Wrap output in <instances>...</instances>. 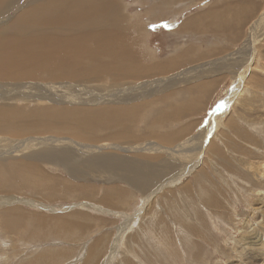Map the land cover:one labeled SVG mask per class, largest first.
Returning <instances> with one entry per match:
<instances>
[{
    "label": "rangeland",
    "instance_id": "rangeland-1",
    "mask_svg": "<svg viewBox=\"0 0 264 264\" xmlns=\"http://www.w3.org/2000/svg\"><path fill=\"white\" fill-rule=\"evenodd\" d=\"M20 1L26 9L45 0ZM187 1L119 0L127 21L118 38L131 43L127 34L132 16L131 23L146 24L139 31L144 32L141 39L148 54L138 60L137 64H144L140 71L130 77L124 73L115 81L128 83L134 78L140 84L145 82V89L133 90L140 96L137 102H144L132 116L122 117L124 123L97 127L96 138L87 131L96 140L91 147L93 153H80L71 149V144L65 147L70 158L82 162L101 163L105 156L112 155L121 163L153 164L159 172L157 179L150 181L151 186L143 192L121 180L113 178L111 182L109 175L98 172L83 179L73 178V168L60 157L67 153L62 154L60 149L55 150L54 158L39 155L41 160H31L30 151L38 148L27 149L30 156L18 152L0 157V179L21 161L38 163L50 176L48 180L31 178L33 182L23 188L20 178L15 180V188L6 179L1 182L0 264H264V22L260 20L264 19V0ZM236 4H251L247 6L251 13L246 23L245 13L240 14L243 11H238ZM207 10L212 17L197 20L196 27L193 23L185 26ZM254 20H259L254 28L257 39L251 36L256 43L249 61L244 58L242 65L241 53L235 56L234 52L245 40L251 47L249 26ZM203 23H211V28H202ZM136 44L140 46V42ZM244 47V54L250 55L251 48ZM84 60L77 62L75 77L68 79L70 69L59 60L47 58L48 65L36 81L45 78L57 83L37 95L20 93L10 102L4 100L0 108L15 106L19 108L16 115L25 116L42 109L56 110L90 96L105 78H93L100 71L92 70ZM160 62H168L167 71L173 69L171 78L159 76L153 64ZM185 69L193 70L184 75ZM196 71L204 72L191 78L189 75ZM159 72L162 74L163 69ZM155 79H160L159 87L151 89L149 81ZM195 83L197 87H193ZM203 86L205 98L192 109L193 95ZM66 87L80 95L70 94ZM112 102L103 100V105L133 104ZM21 118L22 126L32 130L20 138L69 135L56 131L63 124L56 123L54 117L29 114ZM122 125H127L124 134L128 135L116 133L112 138ZM3 128L0 136L5 135ZM13 128L17 132L18 127ZM158 137L164 149L152 154L136 150L141 142ZM74 139L87 147L92 142L84 137ZM184 140L191 154L178 155L171 150L181 147ZM107 143L108 147L99 146ZM50 159H60L62 164ZM35 179L40 186L34 187ZM112 187L122 190V195L108 205L102 200L108 198ZM65 215L66 224L59 222Z\"/></svg>",
    "mask_w": 264,
    "mask_h": 264
},
{
    "label": "bare ground",
    "instance_id": "bare-ground-1",
    "mask_svg": "<svg viewBox=\"0 0 264 264\" xmlns=\"http://www.w3.org/2000/svg\"><path fill=\"white\" fill-rule=\"evenodd\" d=\"M19 1L20 0H0V98H2L0 104H4L1 103L6 102L4 100L9 101L12 98L14 99L16 96L21 95L20 93L26 95L36 92L37 95L40 90L49 89L52 87V83H57L51 80H48V82L45 78H42L40 82L36 81L37 78H39L42 69L48 65L46 62L47 58L59 60L66 68L70 69L67 75L68 79H73L75 77L77 62L81 59H85L84 61L92 70L100 71L98 76H94L93 78H105V80L100 87L90 94V96L81 97L75 104L58 107L56 110L42 109L38 112L33 111L25 115L38 114L47 117H54L56 123L63 124V126L56 128V131L68 133L69 135L67 136L37 134L29 139L20 138L24 132L32 130V128L29 129L22 126L23 122L21 117L25 116H21L22 114L16 115L19 110L18 107L11 105L2 106L0 108V120H2L0 127L4 126L6 128L2 129L3 132H5V135L0 136V157H3L4 155H17L18 152H24L27 154V149L31 150L38 148L32 152L30 151L32 157V159L30 158L31 160L35 157H39L40 159L39 155L50 158L53 156L56 157L55 150L60 149L63 150L62 154L67 153L65 156L60 157L65 158V163L67 165L70 164V167L73 168L74 171H72V173L75 172V174L72 175L73 178L78 179L79 177V179H83L90 176L92 174L91 172H98L100 174L109 175L111 179L108 180L111 182L113 181V178L121 180L129 184V186L131 185V187L145 192V190L147 188L149 189L151 186L150 181L157 179L159 176V172L155 169L153 164L142 161L136 163H121L120 159L114 160V156L112 155L105 156L104 161L101 163H91L89 160L82 162L76 157L70 158L69 148L65 147L66 145L71 144L73 146L71 149L75 148L76 151L80 153H93L91 147L94 146L93 141H96L94 138L97 137L94 135V132H96L95 129L99 126H105V124L114 126L117 123H124L125 121L122 120L124 119L122 117L125 116L127 119L132 116L136 113L139 105L144 102H137L140 96L136 95L133 90L136 87L145 89V82L140 84L134 78L128 80V83L115 80H120L124 73L127 77L132 76L134 71H140V67L144 65L137 63L140 58L147 56L148 54L144 49V42L141 39L144 37V32L139 31V27L146 24H143L141 21L131 23L132 16H130L127 37L130 38L131 43L127 44L126 40H120L118 38V33L124 29V25H126L127 21L119 0H45L36 7L30 5L26 9H24V2ZM180 1L188 2L187 0H168L169 3H178ZM251 4H248L247 6ZM247 6L240 5L238 7L236 4L238 11H243L240 14L245 13L244 23H246V20L251 13V9ZM46 7L50 10L45 11L44 9ZM209 17H212V15H202L200 18H195L187 22L185 26H188L187 24L192 25L193 23V26L196 27V22L200 19L204 20ZM252 17L253 16H251V18ZM237 18L235 17L234 20L236 21ZM260 20L264 22V19ZM258 21L254 20L249 26L250 37H255L256 34L254 33V28L256 29ZM202 28L210 29L211 25L203 23ZM137 35L140 36V40L137 39ZM251 39H253V37L250 38L251 49L249 48L247 40H245L244 44L250 49V55L248 53L244 54V51L242 50L245 48L244 45L240 47L239 51L234 52L235 56H239L241 53L239 57L243 58L239 60V62H242V65L245 64L244 58L246 61H249V57L252 54L251 50L254 49L256 42H253ZM137 42H140V46L136 44ZM167 64L168 62L153 64V66L158 69L159 76L162 78H171L173 75V69L170 71L166 70ZM71 68L74 69L71 70ZM161 69H163L162 74L159 72ZM190 70L185 69L183 71V73H185L184 75ZM200 72L204 71L192 72L189 76L192 78ZM149 82L152 86L151 89H155L159 87L160 79H155ZM193 87H197V84H193ZM66 88L70 94L75 96L80 95L78 92L76 93L73 88ZM190 91L193 92L192 89H190ZM205 92L206 89L204 86L198 87L196 95H193L191 103L194 107H191L190 104L192 109L201 105L205 98ZM118 98L119 101L117 100ZM103 100H108L110 102L117 101L124 104L133 101V104L128 105V107L123 104L118 107H106L107 105H103ZM78 105H90L92 108L78 107ZM124 111H127V113ZM63 118L67 121L66 124L64 123ZM46 123L48 124V119ZM14 126L18 127L17 132L14 131ZM186 127L187 129L189 128L188 126ZM186 127L183 129L184 133H186ZM126 128L127 125L120 126L117 132H113L112 138L115 137L116 133L118 136H123V134L126 133L125 131H128ZM23 129L24 131L18 133ZM87 131H92L94 138L89 135ZM127 135L128 134H124V136ZM74 137H84L92 142L89 144L90 146L87 147L85 143L79 142L74 139ZM47 142L50 143L48 144ZM40 145H42V147ZM99 146L108 147L109 143L99 144ZM164 147L163 144L159 143L158 137L156 140H152L148 143L141 142L139 146H136V150L152 154L160 149H164ZM171 150L177 151L179 153L178 155H181L182 153L184 156L191 154L189 152L190 149L188 143L185 140L181 144V147H172ZM27 155L30 156V154ZM146 157L150 158L149 156ZM50 160L58 163V165L62 164L60 159ZM78 164L83 166V170ZM110 164L112 165L111 170H109ZM158 164L155 162L156 166H159ZM37 165L38 163L35 165L33 163H25L22 161L13 165L12 169L7 170L6 175L4 174V177L0 179V184L6 179L5 182H9L12 185V188H15V180L21 179V185L23 188L26 187L27 183L33 182L31 178L37 177L38 179L42 178L48 180L50 177L48 173L43 172V170ZM68 169L70 171V168ZM107 170L108 172H106ZM78 172L81 173L78 174ZM34 184H39L40 186L37 179H35L33 185ZM34 187L38 186L34 185ZM129 189L130 187H128V190ZM121 191L112 187L107 192L108 198L104 197L102 202L108 205H113L114 200L122 195ZM214 201L215 200H213V202ZM66 220L67 216L59 218V222L64 223Z\"/></svg>",
    "mask_w": 264,
    "mask_h": 264
},
{
    "label": "crops",
    "instance_id": "crops-1",
    "mask_svg": "<svg viewBox=\"0 0 264 264\" xmlns=\"http://www.w3.org/2000/svg\"><path fill=\"white\" fill-rule=\"evenodd\" d=\"M205 14H207V15L210 14L209 10H207L203 15H205ZM210 25H211V23H210Z\"/></svg>",
    "mask_w": 264,
    "mask_h": 264
}]
</instances>
